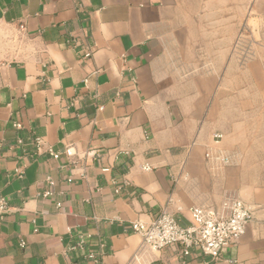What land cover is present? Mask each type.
Returning <instances> with one entry per match:
<instances>
[{
    "label": "crops",
    "instance_id": "crops-1",
    "mask_svg": "<svg viewBox=\"0 0 264 264\" xmlns=\"http://www.w3.org/2000/svg\"><path fill=\"white\" fill-rule=\"evenodd\" d=\"M0 195V264H264V0H0ZM235 200L218 259L129 228Z\"/></svg>",
    "mask_w": 264,
    "mask_h": 264
},
{
    "label": "built area",
    "instance_id": "built-area-1",
    "mask_svg": "<svg viewBox=\"0 0 264 264\" xmlns=\"http://www.w3.org/2000/svg\"><path fill=\"white\" fill-rule=\"evenodd\" d=\"M89 56L90 52L84 54V57ZM215 138L220 139L221 136L215 135ZM49 154L54 160L59 158V153L49 151ZM63 154L67 158L74 156L69 147L63 151ZM222 161L226 162L227 159L223 158ZM143 169L149 170V167L144 166ZM46 184L47 189L42 193V196L44 198L53 197L52 188L55 182L47 178ZM55 206L60 208L61 204L57 202ZM224 207L229 210L227 217H221L207 207H189L187 210L188 218L184 224L166 210H162L150 222L133 221L129 224V228L133 233L140 236L144 246L153 251L176 248L182 257H186L191 251L197 250L212 259H218L225 247L239 239L246 224L251 219L250 208L240 201H232L224 204ZM9 209L7 200L0 195V219ZM84 243V239L80 238L72 249L77 248L83 251ZM19 246L24 247L25 242L20 241ZM83 256L89 260H96L95 255L89 251H86ZM135 261L136 256L133 257L131 264Z\"/></svg>",
    "mask_w": 264,
    "mask_h": 264
},
{
    "label": "rangeland",
    "instance_id": "rangeland-1",
    "mask_svg": "<svg viewBox=\"0 0 264 264\" xmlns=\"http://www.w3.org/2000/svg\"><path fill=\"white\" fill-rule=\"evenodd\" d=\"M9 40H10V48L12 49L14 44H16L17 42V38H13L12 36H10Z\"/></svg>",
    "mask_w": 264,
    "mask_h": 264
}]
</instances>
